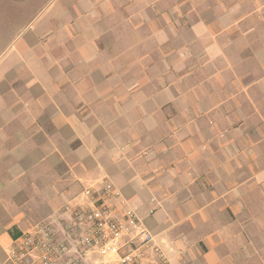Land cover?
Masks as SVG:
<instances>
[{
    "label": "crops",
    "instance_id": "crops-1",
    "mask_svg": "<svg viewBox=\"0 0 264 264\" xmlns=\"http://www.w3.org/2000/svg\"><path fill=\"white\" fill-rule=\"evenodd\" d=\"M71 8L77 25L60 28L54 44L42 29L22 46L28 72L0 69V264H12L7 249L20 231L63 205H87L83 190L103 177L169 264H264V220L232 218V205L251 202L264 178L251 168L264 159L251 152L264 146V120L237 121L246 102L236 103L264 98V0H76ZM251 64L254 75L232 90L236 70ZM206 70L226 92L174 85ZM252 129L261 137L247 145Z\"/></svg>",
    "mask_w": 264,
    "mask_h": 264
},
{
    "label": "built area",
    "instance_id": "built-area-1",
    "mask_svg": "<svg viewBox=\"0 0 264 264\" xmlns=\"http://www.w3.org/2000/svg\"><path fill=\"white\" fill-rule=\"evenodd\" d=\"M87 205H63L32 223L7 249L12 264H169L121 190L103 177L82 192Z\"/></svg>",
    "mask_w": 264,
    "mask_h": 264
},
{
    "label": "rangeland",
    "instance_id": "rangeland-1",
    "mask_svg": "<svg viewBox=\"0 0 264 264\" xmlns=\"http://www.w3.org/2000/svg\"><path fill=\"white\" fill-rule=\"evenodd\" d=\"M75 1L76 0H0V69L14 65V73H11L10 70H8V76H11V74L21 75L24 72H28L26 71L24 62L22 61L21 63L20 61V58L22 56L24 57L22 46L31 40L35 41L37 36L39 37L38 32L42 29H49L52 31L49 41L47 42L48 45H52L58 40V31L60 28L64 29L65 25L70 23V21H73L72 25L75 27L77 21L75 20V12L72 11L71 8ZM215 2L217 4V1ZM220 2L223 3L224 1ZM213 3L214 2H211V4ZM63 6L69 7L68 11L65 12L67 14L62 13ZM209 6L210 3L205 2V8L208 9ZM58 10L61 11V13L54 16L56 11L59 12ZM46 38H48V36L43 39ZM68 45L69 42L67 46ZM190 56L192 55H189V57ZM198 67L189 65L188 70L189 72H192L193 68L196 70ZM255 68L256 65L253 64L246 67H240V75H238V70H236V77L240 80H236V83L232 82V90H242L245 86L243 81V77H245L244 74L246 73V76L254 75L252 71ZM183 69L185 68L183 67ZM201 74L202 73H199V76L190 75L189 82H176L177 84L175 83L174 85H178L181 89H202L205 93L207 92V94L209 91L211 93H216V91L223 89V92H226L225 89H228L227 85L222 86L223 83L220 82V80H213V76L211 77V74H209L207 70L203 76ZM241 75H243V77H240ZM25 76L28 77L26 74ZM199 77H203V79L199 80ZM220 98H222V95L219 94L214 98L208 97L207 104H209V102H215L214 104H216L219 102ZM241 101H245L246 104L244 112L243 109L239 107L242 111L237 114V121L246 120L249 122V120H252L254 122L252 124L255 126L254 128L260 127L264 120V98L251 97L244 99L243 97L237 96L236 103ZM261 111L263 114L260 113ZM247 132H251V136L245 138L247 145L248 143L256 144L257 140H259L257 138L261 137V130L252 129ZM262 134L264 137V130L262 131ZM233 143L236 145L237 141L234 140ZM253 147L255 146H252V148ZM237 152H240V150ZM251 152L258 156L260 153L264 154V146L262 148L259 146L255 147V150H252ZM251 168L254 173L260 169H264V159L261 162L253 161ZM256 186L252 189L253 193L251 194V202H248L247 205H232V218H238L240 221L245 219V225L248 221L253 219L256 221L258 219L264 220V178L259 180ZM241 196L243 199L246 197L244 194H241ZM259 245L261 244L259 243Z\"/></svg>",
    "mask_w": 264,
    "mask_h": 264
}]
</instances>
